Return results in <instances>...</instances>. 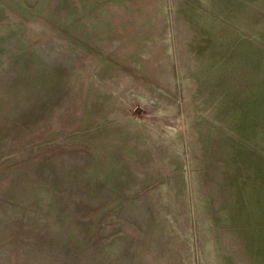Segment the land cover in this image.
<instances>
[{"label": "rangeland", "instance_id": "obj_1", "mask_svg": "<svg viewBox=\"0 0 264 264\" xmlns=\"http://www.w3.org/2000/svg\"><path fill=\"white\" fill-rule=\"evenodd\" d=\"M0 264H264V0H0Z\"/></svg>", "mask_w": 264, "mask_h": 264}]
</instances>
